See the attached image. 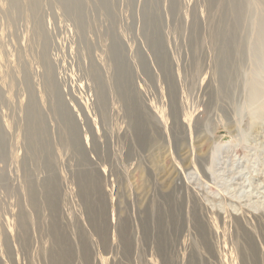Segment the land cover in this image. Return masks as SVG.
I'll use <instances>...</instances> for the list:
<instances>
[{"label":"rangeland","instance_id":"obj_1","mask_svg":"<svg viewBox=\"0 0 264 264\" xmlns=\"http://www.w3.org/2000/svg\"><path fill=\"white\" fill-rule=\"evenodd\" d=\"M7 1L0 0V10L6 8L4 14L0 13V126L6 131V147L0 151L1 263L264 264V112L259 122H254L248 110L247 83L252 62L240 65L235 74L236 84H229L228 90L218 86L209 51L200 56L203 60L200 72L190 74L187 70L192 69V53L185 21L191 20L195 8L199 14L207 16L205 0H175L173 13L167 12L169 0L158 4L163 18L156 29L165 37L162 38L165 49H168L175 76L179 79L174 99L170 97L155 59L149 52L145 53L143 28L137 22L142 12L141 4L137 6V3L121 0L120 5H115L118 9L117 13L114 11V23L101 4L94 9L91 6L92 10L89 6L87 16L95 22L86 27L88 35L84 33L82 45V38L78 37L81 43L77 40L76 35L80 33L75 22L59 4L47 0L42 7H47L41 11L42 21L48 22L43 27L52 30L49 34L46 32L53 42L49 39L46 42L35 29L34 15L28 11L14 12ZM154 7L150 5V9ZM217 8L218 2L214 9ZM26 22L31 23L27 25ZM148 29L152 31L151 27ZM31 31L36 32L32 34ZM205 33L203 29L201 36ZM181 35L185 36L181 38ZM114 36L123 40L125 49L119 57L127 59L129 64V93L136 99L131 115L132 107L129 108L114 87L115 78L120 76H115L116 61L107 51ZM56 39L62 47L55 43ZM89 39L95 41L89 42ZM77 43L83 46L84 52L78 49L81 45ZM47 44L50 48L44 46ZM84 45L94 51L92 61L99 63L96 67L107 103L98 96L97 80L84 71L91 67ZM44 49L52 55H49L51 62L57 65L54 68L58 71L56 75L59 85L62 83L63 95L67 91L63 97L71 109L65 120L51 112L52 95L45 87L44 72L41 73L44 65L39 56ZM140 52L146 54L149 73L141 67ZM127 53L130 54L128 58ZM26 62L30 63L33 76ZM24 67L35 78L30 77L35 81L34 92L27 85L22 86V82L26 84L24 72H20ZM12 69L17 71L18 77ZM25 88L31 90L27 93ZM2 96L5 102H12L11 107V102L8 105ZM28 102H34L38 108L41 106L45 112L46 135L33 132L32 137H35L31 139L22 134ZM238 103H243L240 109ZM17 116H22L21 120ZM69 124L76 127L79 136L68 132ZM73 140L80 144L81 151L72 148ZM48 148L54 161L50 164L41 161L47 156ZM30 178L34 179L37 189L35 205L27 199ZM24 216L27 219L23 218L26 223L22 228L18 223ZM6 239L12 248L10 252Z\"/></svg>","mask_w":264,"mask_h":264},{"label":"bare ground","instance_id":"obj_2","mask_svg":"<svg viewBox=\"0 0 264 264\" xmlns=\"http://www.w3.org/2000/svg\"><path fill=\"white\" fill-rule=\"evenodd\" d=\"M4 1V0H3ZM10 1V2H9ZM47 0H8L7 2H9L8 4H10V9L13 10L14 12L15 11H18V12H24V11H28L31 13V15H34L35 17V23L36 24V31L37 33L43 38L42 41H46L50 38L48 37V34H49V31H52V30H49L48 31V28L46 27L47 30L44 29L43 27V24H45L42 19H43V16L41 15V11L45 9H47V7H44L42 9V7L46 4H44V2H46ZM49 2L51 3H57L59 4V6L65 11V14L67 13V16L69 15L72 19H73V22H75L74 25L77 26V30L79 31L78 33H80L79 35L77 34V40L80 42V38H82V45H83V42H85V34H87L86 32V27L89 25H92V23L95 22V20L93 18H88L87 16V11L89 10H92L91 9V6H93L92 8L94 9L98 4L101 6H103V8L105 9L106 11V14L108 15L109 18H111V21H112V18H115V12L117 11L118 5H120L119 3L121 2L118 1V0H48ZM126 1V0H125ZM131 4L133 5H136L137 3V6L138 5H142V8H141V13L139 14L138 16V21L139 24L142 26L143 28V31L142 33H144V36H145V43L147 45V50H146V54H149L153 56V58L155 59L158 67H159V73L161 74V78L166 82V84L168 85V92L170 94V97L172 99L175 98V95H176V90H177V84H176V81L179 80L178 77H176V71L173 69V66H172V60H170V56L168 54V49L166 50L165 49V45H164V41L162 38H165V37H162L159 32L161 30H158L156 28H158V26L162 23V18L163 16L161 17L162 15V9L159 7V3L162 1V0H152V2H148L147 0H129ZM175 3V0H169V6H168V10L167 12H171L173 13L175 8H174V3ZM198 1V0H196ZM203 1V0H202ZM124 2V1H123ZM206 4L207 5V9H208V14L206 17H204L203 15L199 14V12H197L198 10H194V13L192 12V17L190 18L191 20L189 21H185L183 20V22L185 21V23H188V32H189V35L186 36V37H189L188 38V42L190 43V48H191V52L192 53V69H187L188 71H190V74L194 73L195 71L196 72H200L201 70V63L203 62V60H201L200 58L203 56V53L204 52H208L211 53L210 55L212 56L213 58V63H214V68L211 67V69L213 68L214 70V76L216 78V81L218 83V86L222 89L226 88V90H228L229 88V84H232V86L234 85V83L236 82L235 80V74L237 73V69H240V65L244 64L245 62H252V66L250 64V71H249V74H248V87H249V94L247 92V89H246V93L248 94V101H247V104L249 103L250 104V109H248L247 105H246V102H245V106L246 109L250 110L251 112V115H252V120L254 122L258 121L259 119H261L262 115H263V112H264V79H262V75L264 76V0H205ZM218 2V8L215 10L214 7L216 6V3ZM91 3V4H89ZM204 3V2H202ZM50 4V3H49ZM118 4V5H117ZM128 4V3H127ZM151 4H154L155 7L150 9V5ZM186 4V2H185ZM184 4V5H185ZM189 4V3H188ZM116 5V6H115ZM122 5V4H121ZM47 6H48V2H47ZM52 6V4H51ZM54 6V5H53ZM89 6H90V9H89ZM128 6V5H126ZM1 7V6H0ZM49 7V6H48ZM116 7V8H115ZM141 7V6H140ZM186 7V6H184ZM190 7V6H188ZM192 7H195V6H192ZM205 6L202 7V9L204 8ZM8 8V9H9ZM51 8V7H50ZM127 9V7H125ZM131 8V7H130ZM191 8V7H190ZM200 8V7H199ZM2 9V8H1ZM6 10V8H4ZM89 9V10H88ZM116 9V10H115ZM122 9V8H121ZM133 9V8H132ZM132 9H129V10H132ZM185 9V8H184ZM183 9V10H184ZM198 9V8H197ZM4 10V11H5ZM10 10V11H11ZM52 11V9H50ZM120 10V9H119ZM128 10V9H127ZM133 10H136V9H133ZM132 10V11H133ZM191 10V9H190ZM206 10V9H205ZM1 11V10H0ZM4 11H1L0 13L4 14ZM46 11V10H45ZM48 11V10H47ZM115 11V12H114ZM189 11V10H187ZM193 11V10H192ZM200 11V10H199ZM119 12V11H118ZM127 12V11H126ZM130 12V11H129ZM216 12V14H215ZM6 13V12H5ZM8 13L9 10H8ZM27 13V12H26ZM25 13V14H26ZM117 13V12H116ZM136 13V12H135ZM134 13V15H135ZM139 13V12H138ZM189 13V12H188ZM202 13H204L202 11ZM12 14V13H10ZM24 14V15H25ZM43 14V13H42ZM46 14V13H44ZM53 12H51L50 15H52ZM54 14H56V11L54 12ZM64 14V15H65ZM137 14V13H136ZM16 15V14H15ZM18 15V14H17ZM16 15V17H17ZM48 15V13H47ZM133 15V16H134ZM183 15V14H182ZM188 15V14H186ZM2 16V15H1ZM55 16V15H53ZM52 16V17H53ZM58 17V15H56ZM137 16V15H136ZM191 16V15H190ZM5 16H3L4 18ZM9 17V16H8ZM22 17V16H21ZM47 17V16H46ZM45 17V18H46ZM51 17V18H52ZM55 17V18H57ZM188 17V16H187ZM186 17V18H187ZM3 18L1 19V22L3 20ZM15 18V17H14ZM19 18V17H18ZM37 18V19H36ZM50 18V17H48ZM121 18V17H120ZM134 18V17H133ZM6 19V17H5ZM26 19V18H25ZM58 19V18H57ZM118 19V17H117ZM130 19V18H129ZM131 19H132V14H131ZM130 19V21H131ZM137 19V18H135ZM11 20V19H10ZM17 20V18L15 19ZM20 20V18L18 19ZM23 20V18H22ZM27 20V19H26ZM31 20V19H30ZM46 20V19H45ZM52 20V19H50ZM91 22V24L89 23V21ZM97 20V19H96ZM116 20V19H115ZM114 20V21H115ZM134 20V19H133ZM6 21V20H5ZM4 21V22H5ZM53 21V20H52ZM56 21V19H55ZM99 22V20H97ZM114 21H112L114 23ZM23 22V21H22ZM46 22V21H45ZM61 22V21H60ZM116 22V21H115ZM121 22V21H120ZM134 22V21H132ZM182 22V23H183ZM28 23V22H26ZM31 23V22H29ZM29 23L27 25H29ZM32 23V24H33ZM48 22H46L45 25H47ZM69 23V22H68ZM185 23L183 25H185ZM7 25V23H5ZM17 24V23H16ZM21 24V23H20ZM19 24V25H20ZM25 24V22H24ZM103 24V23H102ZM0 25H2L0 23ZM10 25V24H9ZM55 25V24H54ZM71 25V24H69ZM68 25V26H69ZM117 25V24H116ZM187 25V24H186ZM185 25V26H186ZM32 26V25H31ZM30 26V27H31ZM130 26H133L130 24ZM161 26V25H160ZM182 26V25H180ZM1 27V26H0ZM8 27V26H7ZM21 27V26H19ZM26 27V26H25ZM29 27V28H30ZM114 27V26H113ZM148 27H151L152 28V31H149ZM2 28V27H1ZM15 28V26H14ZM22 28H23V24H22ZM72 28H73V25H72ZM76 28V27H75ZM97 28V27H96ZM103 28V26H102ZM132 28V27H130ZM134 28V26H133ZM141 28V29H142ZM181 28V27H180ZM184 28V27H183ZM185 28V29H186ZM18 29V28H16ZM21 29V28H20ZM25 29V28H24ZM33 29V28H32ZM54 29V28H53ZM70 29V28H68ZM95 29V28H94ZM101 29V28H100ZM112 29V28H111ZM110 29V31H111ZM114 29V28H113ZM182 29V28H181ZM203 29L206 30L207 33H205V35L201 36V33L203 32ZM23 30V29H22ZM27 30V28L25 29ZM24 30V31H25ZM34 30V29H33ZM55 30V29H54ZM76 30V29H75ZM115 30V29H114ZM131 30V29H130ZM17 31V30H15ZM35 31V32H36ZM48 31V34L47 32ZM85 31V32H84ZM99 31V30H98ZM102 31V30H101ZM113 31V30H112ZM133 31V30H132ZM180 31V30H179ZM27 32V31H25ZM30 32V31H29ZM32 32V31H31ZM35 32H32L35 33ZM55 32V31H54ZM54 32L53 35H54ZM77 32V31H76ZM75 32V33H76ZM185 32V31H183ZM187 32V31H186ZM185 32V33H186ZM187 32V33H188ZM51 33V32H50ZM56 33V32H55ZM68 33V32H67ZM73 33V32H72ZM85 33V34H84ZM112 35H117V34H114L113 32H111ZM110 33V34H111ZM179 33V32H178ZM13 34L14 31H13ZM21 34V33H20ZM71 33L67 34V35H70ZM103 34V33H102ZM106 34H107V31H106ZM105 34V35H106ZM182 34V33H181ZM184 34V33H183ZM16 35V34H15ZM26 35V34H25ZM52 35V34H50ZM73 35H75L73 33ZM88 35V34H87ZM94 35V34H93ZM97 35V33H96ZM19 36V35H18ZM95 36V35H94ZM99 36V34L97 35ZM96 36V37H97ZM108 36V34L106 35ZM182 36V35H181ZM185 35H183L181 38H183ZM20 37V36H19ZM35 36H33L34 38ZM38 37V36H37ZM40 37V38H41ZM55 37H56V34H55ZM72 37V36H70ZM88 37V36H86ZM94 37V38H96ZM113 37V36H111ZM119 36H114L113 38V42L111 41L110 42V47H108V52L110 53V55L115 59L116 61V67H115V76L119 77V78H115V82H114V87L116 89V91L118 92V95L123 99L125 100L127 103H128V106L130 108V106L132 107L131 109V112H130V115L132 114V112L134 111V103L136 102V99L135 97H133L130 93H129V88L131 89L130 86V70H129V64L127 63V59L124 61V57H119L122 53V51L125 49H123V40H121L120 38H118ZM18 38V37H17ZM29 38V36H28ZM36 38V37H35ZM52 38V36H51ZM89 38V37H88ZM19 39V38H18ZM21 39V38H20ZM19 39V40H20ZM27 39V38H25ZM68 39V38H67ZM76 39V38H75ZM74 39V40H75ZM185 39V38H184ZM16 40V39H15ZM35 40V39H34ZM34 40H32L33 42H35ZM57 40V39H56ZM72 39V41H74ZM87 40V39H86ZM90 40V39H89ZM94 40V39H93ZM92 40V41H93ZM30 41V40H29ZM39 41V40H37ZM41 41V40H40ZM50 41V39H49ZM62 41V40H61ZM66 41V40H65ZM69 41V40H67ZM71 41V42H72ZM91 40L89 42H92ZM95 41V40H94ZM187 41V40H186ZM9 42V40H8ZM32 42V43H33ZM50 42H53L52 40ZM64 42V40H63ZM61 42V43H63ZM75 42V41H74ZM77 42V41H76ZM87 42V41H86ZM143 42V43H144ZM1 43V42H0ZM11 43V42H10ZM21 43V42H20ZM26 43V42H24ZM29 43V42H28ZM30 42V44H32ZM37 45H38V42H36ZM35 43V44H36ZM55 43L58 45L59 42L57 40V42L55 41ZM70 43V41H69ZM81 43V42H80ZM95 43V42H94ZM181 43V41H180ZM188 43V44H189ZM12 44V43H11ZM54 44V43H53ZM55 44V45H56ZM64 44V43H63ZM72 44V43H71ZM70 44V45H71ZM76 44V43H75ZM78 45H81L79 43H77ZM86 44V43H84ZM6 45V44H5ZM36 45V46H37ZM52 44L50 43V46ZM65 45V44H64ZM63 45V47H64ZM81 45V48L79 47L78 49H81L82 50V46ZM87 45V44H86ZM86 45H84V47H86ZM92 45V44H91ZM144 45V44H143ZM182 45V44H180ZM186 45V44H185ZM11 46H14V45H11ZM10 46V47H11ZM20 46L22 47V45L20 44ZM29 46V45H27ZM34 46V45H33ZM45 47H49L48 44L47 45H44ZM59 46V45H58ZM60 46L62 47V44H60ZM59 46V47H60ZM67 46V44H66ZM94 46V45H92ZM91 46V47H92ZM2 47V44L1 46ZM32 47V46H30ZM35 47V46H34ZM39 47V46H38ZM57 47V46H55ZM58 47V48H59ZM68 47V46H67ZM75 47V45H74ZM77 47V46H76ZM139 47V46H138ZM141 47V46H140ZM183 47V46H182ZM181 47V48H182ZM185 47V46H184ZM14 49V47H12ZM20 48V47H19ZM41 48V47H40ZM44 48V47H43ZM50 48V47H49ZM58 48H56V50H59ZM87 48H89L87 50ZM179 48V47H178ZM33 49V47H32ZM37 50V48H35ZM32 50L33 52L36 51V50ZM46 49V48H45ZM44 49V51L42 50V54H39V56H41V62L43 63L42 65H44V71H42L41 73L44 72V79H45V87H47V89L49 90V92H51V95H52V101H51V112L54 116H56L58 119L61 118V120H65V117L68 118V115H69V111L71 109V106H68V103L66 102V99L63 97L66 92L64 93L63 95V92L60 88V86H62L61 82H60V85H59V77L57 78V75H56V72H58L57 70L55 71V68L56 66L53 64V61L51 62L50 58H49V53L47 54L46 50ZM52 49H54L52 47ZM77 49V48H76ZM75 49V50H76ZM91 49H94V48H91ZM185 49V48H184ZM3 50V49H2ZM39 50V49H38ZM65 50V49H64ZM142 50V49H141ZM182 50V49H181ZM180 50V51H181ZM11 51V50H10ZM20 51V50H19ZM25 51V50H24ZM30 51V50H29ZM28 51V52H29ZM31 51V52H32ZM52 51V50H50ZM61 51H63V49L61 48ZM79 51V50H78ZM83 51V50H82ZM93 51V50H92ZM92 51H90V47L89 45L86 47V51H85V56L87 58V60L89 59L90 61V66L91 67H87L84 69V71L91 77L93 78L94 80H97L96 83L98 84V87L99 90H98V96L100 98H104V103H107V96L105 94H103V89H104V84L103 82L101 81V78H100V74L98 73V70H97V67H96V63L97 65L99 64L98 62H95L92 61V59L94 57H92L91 59V56L93 55ZM143 51V50H142ZM176 51V50H175ZM21 52V51H20ZM19 52V53H20ZM26 52V51H25ZM24 52V54H25ZM30 52V54H31ZM49 52V51H48ZM60 52V50H59ZM67 52V50L65 51ZM84 52V51H83ZM94 52V51H93ZM107 52V53H108ZM5 54V52H3ZM2 53V54H3ZM10 53V52H9ZM12 53V52H11ZM11 53H10V56H11ZM23 53V52H22ZM21 53V54H22ZM39 53V52H38ZM81 54V51L79 52ZM108 53V54H109ZM136 53V52H135ZM182 53V52H181ZM22 54V55H24ZM92 54V55H91ZM128 54L127 53V58H128ZM139 54V53H138ZM137 54V55H138ZM146 54L140 52V57H141V67L143 69V71L145 73H149L148 72V67H147V63L145 61V57H146ZM7 55V52L5 54V56ZM35 55V53H34ZM68 55V53H67ZM183 55V54H182ZM209 55V57H211ZM4 56V55H3ZM26 58L25 59H29V57H27V55H25ZM24 56V57H25ZM52 57V55H50ZM81 56V55H79ZM130 56V54H129ZM201 56V57H200ZM17 57H18V54H17ZM125 57V58H126ZM137 57V56H135ZM179 57V56H178ZM207 57V56H206ZM16 58V56H15ZM19 58V57H18ZM58 58V56H57ZM56 58V59H57ZM112 58V59H113ZM138 58V57H137ZM27 59V60H28ZM34 60V58H32ZM119 59L121 61H119ZM182 59V58H181ZM17 60V58L15 59V61ZM22 60V59H21ZM58 60V59H57ZM245 60V61H244ZM247 60V61H246ZM39 61V60H38ZM60 61V60H59ZM7 62V61H5ZM24 62V59L23 61ZM35 62V61H34ZM55 62V60H54ZM61 62V61H60ZM183 62V61H182ZM187 62V61H186ZM244 62V63H243ZM14 63V62H13ZM27 65H29L30 63L29 62H26ZM29 63V64H28ZM39 63V62H38ZM36 63V64H38ZM249 63V62H248ZM1 64V63H0ZM8 64V63H7ZM19 64V63H18ZM21 64V63H20ZM19 64V65H20ZM25 64V62L23 63ZM35 64V65H36ZM41 64V63H40ZM56 64V63H55ZM61 64V63H60ZM127 64V65H126ZM186 64V63H185ZM62 65V64H61ZM60 65V66H61ZM249 64L246 63V66L248 67ZM3 66V65H2ZM1 66V67H2ZM6 66V65H4ZM9 66V65H8ZM12 66V65H10ZM9 66V67H10ZM22 66V65H21ZM59 66V65H58ZM184 66V65H183ZM245 65H243L244 67ZM245 66V68H246ZM7 67V66H6ZM15 67V66H14ZM13 67V68H14ZM35 67V66H34ZM55 67V68H54ZM190 68V66H187ZM12 68V67H11ZM19 68V67H18ZM23 68V66H22ZM30 70V65L28 67ZM244 68V70H245ZM36 69V68H35ZM42 69V68H41ZM59 69V68H58ZM62 69V68H61ZM141 69V70H142ZM243 69V68H242ZM247 69V68H246ZM6 70V69H5ZM13 71L15 69H12ZM21 70H24V71H20V72H24V82L26 83L25 85H23L24 83L22 82V86L26 87V85L32 89V87L35 85H33V83H35V81H32V78L35 79L34 77H32L33 75L31 74L32 70H30V75L29 72L27 71L26 67H24V69H21ZM60 70V69H59ZM186 70V71H187ZM248 70V69H247ZM12 71V73H13ZM36 71H38V69H36ZM83 71V72H84ZM183 71V70H182ZM240 71V70H239ZM15 72V75L17 73V71H14ZM19 72V71H18ZM19 72V74H20ZM82 72V71H81ZM244 72V71H243ZM21 73V74H22ZM33 73L34 70H33ZM85 73V74H86ZM241 73V72H240ZM18 74V73H17ZM40 74V73H39ZM239 74V72H238ZM242 74V73H241ZM240 74V75H241ZM13 75V74H11ZM10 75V76H11ZM30 75V76H29ZM36 75L37 72H36ZM40 75H43V74H40ZM178 75V74H177ZM189 75V74H188ZM239 75V76H240ZM244 75V73H243ZM5 76V75H4ZM9 76V75H7ZM14 76V75H13ZM18 77V75H16ZM39 76V75H38ZM246 76V75H245ZM1 77V76H0ZM15 77V76H14ZM16 79L18 80L19 78ZM30 77H32L30 79ZM41 77V76H40ZM81 77V75H80ZM86 77H88L86 75ZM244 77V76H243ZM13 78V77H12ZM22 78V77H21ZM22 78V79H23ZM65 78V77H64ZM239 78V77H238ZM236 78V79H238ZM38 79V78H37ZM42 81H43V77L41 78ZM67 79V78H66ZM184 79V78H183ZM240 79V78H239ZM246 79V78H245ZM11 80V79H10ZM9 80V82H10ZM74 80V79H73ZM181 80V79H180ZM16 82V80H14ZM239 81V80H238ZM8 82V83H9ZM14 82V83H15ZM20 82V81H18ZM244 82V81H243ZM13 83V84H14ZM21 83V82H20ZM18 83L20 86L21 84ZM38 83V82H36ZM42 83V82H41ZM40 83V84H41ZM189 83V82H188ZM17 84V82H16ZM39 84V85H40ZM236 84V83H235ZM67 85V84H66ZM185 85V84H184ZM13 86V85H12ZM15 86V85H14ZM18 86V85H17ZM38 86V85H37ZM231 86V87H232ZM243 86V85H242ZM3 87V86H2ZM8 87V86H7ZM23 87V88H24ZM36 87V86H34ZM44 87V86H43ZM41 87V88H43ZM44 87V88H45ZM66 87V86H65ZM1 88V86H0ZM16 88V87H15ZM29 88H25V92H29L30 90L27 91V89ZM96 88V87H95ZM4 89V87H3ZM8 89V88H7ZM18 89V87H17ZM22 90V88H19V90ZM34 89V88H33ZM33 89L31 91H33ZM67 89V88H66ZM6 89H4L5 91ZM18 90V91H19ZM20 90V91H21ZM44 90V89H43ZM46 90V89H45ZM15 91V90H14ZM24 91V90H23ZM36 91V89H35ZM237 91V90H236ZM24 92V93H25ZM34 92V91H33ZM48 92V93H49ZM16 97H18L19 95L16 94V92H14ZM70 93V92H69ZM105 93V92H104ZM3 94V92H2ZM6 94V93H5ZM23 94V93H22ZM26 94V93H25ZM30 94V93H29ZM234 94V93H233ZM245 94V93H244ZM246 94V95H247ZM4 95V94H3ZM18 95V96H17ZM28 95V94H27ZM38 95V93H37ZM32 96V93L31 95ZM34 96V95H33ZM32 96V97H33ZM105 96V97H104ZM233 96V95H232ZM4 98V96H2ZM8 97V96H7ZM25 97V96H24ZM36 97V95H35ZM67 97V96H66ZM246 97V96H245ZM15 98V96H14ZM23 98V97H22ZM29 98V96H28ZM24 99V98H23ZM31 99V97H30ZM39 99V98H38ZM51 99V97L49 98V100ZM5 98H4V102H5ZM9 100V99H8ZM16 100V99H15ZM28 100V99H27ZM34 100V98H33ZM40 100V99H39ZM245 99H243L244 101ZM14 101V100H13ZM20 101V98L19 100ZM242 101V102H243ZM9 101L5 102L8 104ZM11 102V101H10ZM9 102V103H10ZM16 102V101H15ZM41 102V101H40ZM48 102V101H47ZM70 102V101H68ZM17 103V102H16ZM15 103V104H16ZM20 103V102H19ZM29 103V102H28ZM34 103V102H33ZM31 102L30 105H27V108H26V113L27 115H25V121L24 122V129H22L24 131V135L26 136H29L31 139H34L35 136L32 137V133L33 132H42L44 135L47 134L48 132V129H47V124H46V120H45V115L43 112V110H41V106L40 105H36V106H40V108L38 107H35L34 104ZM50 102H48L49 104ZM18 104V103H17ZM27 103L24 102V106L26 107ZM33 104V105H32ZM236 104V103H235ZM243 103H238V108H239V105H242ZM248 104V105H249ZM2 105V104H1ZM0 105V107H1ZM4 105V103H3ZM9 105V104H8ZM20 105V104H18ZM17 105V107H19ZM103 105V103H102ZM136 105V104H135ZM10 107L12 106V102L10 103L9 105ZM9 106L5 105V107H8ZM50 106V105H48ZM3 107V108H5ZM24 107V109H25ZM237 107V106H236ZM20 108V107H19ZM50 108V107H49ZM244 108V107H243ZM17 109V108H16ZM237 109V108H236ZM240 109V108H239ZM1 110V109H0ZM9 110V109H8ZM12 110V109H10ZM243 110V109H241ZM241 110L239 112H241ZM19 111H21L20 109L17 111L18 114H19ZM238 111V110H237ZM245 111V110H244ZM16 112V115H18ZM23 112V110H22ZM237 112V113H239ZM249 112V111H248ZM13 113V112H12ZM15 114V113H14ZM21 115V113H20ZM23 115V114H22ZM22 116H17V118H19L21 120ZM2 120V119H1ZM23 120V118H22ZM16 122H17V119H16ZM20 123H22V121H18ZM259 122V121H258ZM17 124V123H16ZM23 124V123H22ZM254 124V123H253ZM260 124V123H259ZM19 125V124H18ZM20 126V125H19ZM68 132L70 134H72V136H79V132L78 130L76 129V127L72 124H69L68 126ZM13 128V127H12ZM17 128V126H16ZM14 129V128H13ZM18 130V129H17ZM20 130V129H19ZM6 131L4 130V128L2 126H0V151L2 149H4L6 146H5V133ZM18 133V132H16ZM13 137V136H12ZM71 146L73 149L77 150V151H81V148H80V144L78 142H76L75 140H73V143H71ZM50 148H48V154L45 158H41V161L43 160L45 162L46 160V164H50L52 162H54L51 158V156L49 155V151ZM212 158V157H211ZM213 163V162H212ZM44 164V163H43ZM45 166V164H44ZM210 169V168H209ZM211 169H212V166H211ZM33 181L34 179L33 178H30V182H28L27 184V199L29 200V203L30 204H33L35 205L37 203V189L34 187L33 185ZM22 215V214H20ZM23 218H26L25 216L24 217H20L19 219V223L18 225L22 228H24V224L26 223V221L23 219ZM27 219V218H26ZM7 241V251H12V248H10V245H8V239H6ZM2 262V260L0 259V263ZM2 264V263H1Z\"/></svg>","mask_w":264,"mask_h":264}]
</instances>
